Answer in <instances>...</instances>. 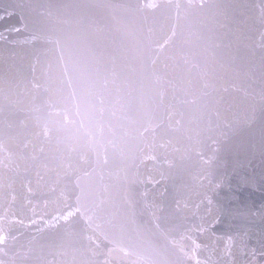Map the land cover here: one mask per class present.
Wrapping results in <instances>:
<instances>
[{
    "label": "water",
    "instance_id": "water-1",
    "mask_svg": "<svg viewBox=\"0 0 264 264\" xmlns=\"http://www.w3.org/2000/svg\"><path fill=\"white\" fill-rule=\"evenodd\" d=\"M69 50L95 138L52 118ZM0 264H264V0H0Z\"/></svg>",
    "mask_w": 264,
    "mask_h": 264
},
{
    "label": "clouds",
    "instance_id": "clouds-1",
    "mask_svg": "<svg viewBox=\"0 0 264 264\" xmlns=\"http://www.w3.org/2000/svg\"><path fill=\"white\" fill-rule=\"evenodd\" d=\"M61 72L64 87L52 118L62 131L95 138L121 118L120 105L107 83L71 50L65 54Z\"/></svg>",
    "mask_w": 264,
    "mask_h": 264
},
{
    "label": "snow or ice",
    "instance_id": "snow-or-ice-1",
    "mask_svg": "<svg viewBox=\"0 0 264 264\" xmlns=\"http://www.w3.org/2000/svg\"><path fill=\"white\" fill-rule=\"evenodd\" d=\"M235 195H237L239 197L240 196V193L239 192H236Z\"/></svg>",
    "mask_w": 264,
    "mask_h": 264
}]
</instances>
